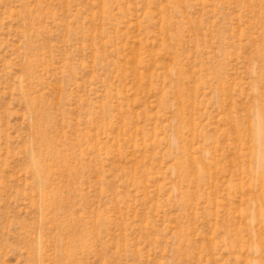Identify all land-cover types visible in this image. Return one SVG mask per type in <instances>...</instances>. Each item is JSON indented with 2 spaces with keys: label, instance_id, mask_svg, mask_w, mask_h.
<instances>
[{
  "label": "rangeland",
  "instance_id": "374dc122",
  "mask_svg": "<svg viewBox=\"0 0 264 264\" xmlns=\"http://www.w3.org/2000/svg\"><path fill=\"white\" fill-rule=\"evenodd\" d=\"M264 0H0V264H264Z\"/></svg>",
  "mask_w": 264,
  "mask_h": 264
},
{
  "label": "bare ground",
  "instance_id": "6f19581e",
  "mask_svg": "<svg viewBox=\"0 0 264 264\" xmlns=\"http://www.w3.org/2000/svg\"><path fill=\"white\" fill-rule=\"evenodd\" d=\"M264 150V149H263Z\"/></svg>",
  "mask_w": 264,
  "mask_h": 264
}]
</instances>
